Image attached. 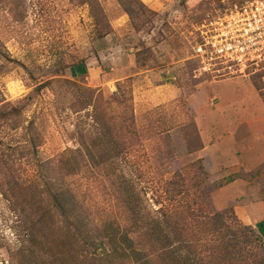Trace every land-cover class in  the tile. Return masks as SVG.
I'll use <instances>...</instances> for the list:
<instances>
[{
    "label": "rangeland",
    "instance_id": "rangeland-1",
    "mask_svg": "<svg viewBox=\"0 0 264 264\" xmlns=\"http://www.w3.org/2000/svg\"><path fill=\"white\" fill-rule=\"evenodd\" d=\"M5 1L0 107L9 115L0 117V148L13 146V155L0 173V264L23 260L14 255L23 238L18 213L3 193V175L39 180L41 163L79 145V128L97 132L86 113L92 106L77 110L80 98L100 89L97 96L114 99L124 81L132 90L139 138L127 135L128 153L96 169L97 179L83 170L71 177L90 225L134 222L123 218V200L152 222L164 205L191 212L199 244L210 237L218 242L208 216L233 207L264 241V76H195L198 59L189 58L198 26L242 0H143L154 13L136 24L118 0H100L110 22L102 38L89 5L79 0H0ZM97 104L104 108L101 99ZM176 175L186 191L170 198L168 182ZM172 244L180 262L185 251L174 236ZM60 248L67 253L65 244Z\"/></svg>",
    "mask_w": 264,
    "mask_h": 264
},
{
    "label": "trees",
    "instance_id": "trees-1",
    "mask_svg": "<svg viewBox=\"0 0 264 264\" xmlns=\"http://www.w3.org/2000/svg\"><path fill=\"white\" fill-rule=\"evenodd\" d=\"M118 2L135 24L143 14L154 13L143 0ZM5 3L0 2V6ZM78 3L89 5L99 38L110 32V22L100 0H79ZM125 83H118V90L112 93L114 99L104 98L103 94L97 96L100 89H90L84 99L80 98L81 106L77 110L92 106V112L86 113L93 119L92 126L97 132L86 126L79 128V145L62 152L55 162L41 163L39 180L24 183L9 174L3 175L6 177L1 181L6 183L3 193L18 213L23 238L22 246L14 250V255L23 258L21 264H154L152 258H156L157 264H264L261 234L241 222L233 207L208 216L215 225L213 230L219 231L218 242L210 237L199 244L201 239L199 233L195 234L190 211L184 213L182 209L162 205L158 208L160 218L152 222L127 200V204L123 200V218L136 221L121 225L108 220L102 228L90 225V214L78 199L71 177L79 176L83 170L97 179L96 169H101L111 157L128 153L124 143L127 135L139 138L132 90ZM94 93L98 98H93ZM98 99L104 102L103 109L98 107ZM14 109L19 111L15 106ZM8 115V108L0 107V117ZM7 147L13 149V146ZM10 150L0 148L1 174L3 162L7 163L13 155ZM169 184L172 185L167 188L170 198L186 191L181 176L176 175ZM173 236L185 251L178 258L180 262L175 260L178 249L171 250ZM62 244L68 247L67 253L60 248ZM64 255L68 257L65 263ZM121 259L127 262H119Z\"/></svg>",
    "mask_w": 264,
    "mask_h": 264
},
{
    "label": "built area",
    "instance_id": "built-area-1",
    "mask_svg": "<svg viewBox=\"0 0 264 264\" xmlns=\"http://www.w3.org/2000/svg\"><path fill=\"white\" fill-rule=\"evenodd\" d=\"M190 59L195 76H264V0H242L210 16L198 28Z\"/></svg>",
    "mask_w": 264,
    "mask_h": 264
}]
</instances>
